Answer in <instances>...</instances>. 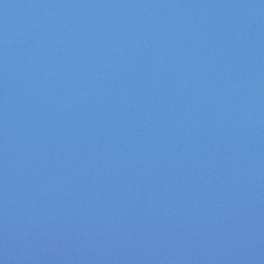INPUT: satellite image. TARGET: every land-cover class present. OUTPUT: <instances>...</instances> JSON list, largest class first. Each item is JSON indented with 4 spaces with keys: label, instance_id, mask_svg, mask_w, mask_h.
I'll list each match as a JSON object with an SVG mask.
<instances>
[{
    "label": "water",
    "instance_id": "1",
    "mask_svg": "<svg viewBox=\"0 0 264 264\" xmlns=\"http://www.w3.org/2000/svg\"><path fill=\"white\" fill-rule=\"evenodd\" d=\"M0 264H264V0H0Z\"/></svg>",
    "mask_w": 264,
    "mask_h": 264
}]
</instances>
